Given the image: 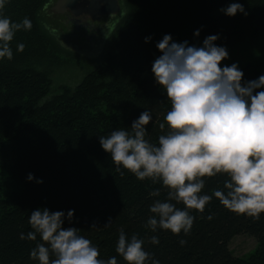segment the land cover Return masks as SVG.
Masks as SVG:
<instances>
[{
	"label": "trees",
	"instance_id": "16d2710c",
	"mask_svg": "<svg viewBox=\"0 0 264 264\" xmlns=\"http://www.w3.org/2000/svg\"><path fill=\"white\" fill-rule=\"evenodd\" d=\"M51 1L7 0L4 8L17 22L27 16L32 27L15 33L12 59L0 60V264H36L28 254L39 236L33 241L20 239L19 233L32 230L28 214L40 206L74 209L72 221L65 220L64 226L77 227L101 258L117 256L118 264H126L115 252L121 228L142 238L143 247L160 264H264V213L256 220L237 215L215 197L203 212L190 210L194 220L188 234L146 228L152 215L148 206L157 198L149 192L160 188L163 199L167 190L159 181L138 180L123 168L117 171L98 140L115 128L128 127L145 108L154 116L147 125L148 138L155 142L161 134L158 124L170 101L150 69L160 54L155 42L164 33L197 45L216 33L217 45L254 42L264 35V0H239L247 15L234 16L218 11L231 0H123L121 17L89 59L92 67L75 85L61 84L58 91H52L53 73L63 65L66 48L61 33L44 27L41 12ZM196 28L198 36L193 35ZM147 35L152 38L145 43ZM18 42L24 44L20 52ZM238 67L242 81L254 79L264 73V57ZM29 172L32 180L26 179ZM224 179L208 178L202 191L211 194L223 187ZM240 233L258 242L247 257L229 247ZM152 235L158 244L150 242ZM180 238L186 241L183 245Z\"/></svg>",
	"mask_w": 264,
	"mask_h": 264
},
{
	"label": "clouds",
	"instance_id": "9594fccd",
	"mask_svg": "<svg viewBox=\"0 0 264 264\" xmlns=\"http://www.w3.org/2000/svg\"><path fill=\"white\" fill-rule=\"evenodd\" d=\"M6 3L0 0V60L12 59L15 33L32 27L27 16L17 22L6 15ZM218 11L227 16L247 15L239 0H231ZM44 27L56 31L47 24ZM199 33L200 28L193 30L194 36ZM218 37V33L208 34L197 45L188 40L177 42L164 33L155 42L160 54L151 62L150 71L170 101L155 142L148 138L147 125L154 121L149 108L128 127L98 136L117 171L123 168L138 180L159 181L167 190L163 199L159 198L160 188L149 192L157 197L148 206L152 215L145 223L153 233L160 229L188 234L194 220L190 210L203 212L213 197L237 215L256 220L264 213V73L242 81L238 62L221 64L229 53L225 45L214 43ZM151 38L143 39L147 43ZM23 49L24 44L18 42L16 51ZM217 175L226 177L223 187L212 189L211 194L202 191L205 181ZM33 178L31 172L26 176ZM35 179L42 183V178ZM74 211H50L46 206L31 210L28 224L32 230L19 233L20 239L33 241L39 236L29 258L36 264H118L117 256L101 258L96 245L77 227L64 226L65 220L72 221ZM110 222L111 217L105 225ZM149 240L159 243L156 235ZM185 242L179 239L181 245ZM143 245L136 233L118 230L115 252L126 264H160Z\"/></svg>",
	"mask_w": 264,
	"mask_h": 264
},
{
	"label": "rangeland",
	"instance_id": "374dc122",
	"mask_svg": "<svg viewBox=\"0 0 264 264\" xmlns=\"http://www.w3.org/2000/svg\"><path fill=\"white\" fill-rule=\"evenodd\" d=\"M52 2L43 8L41 16L47 25L56 29L65 38L64 47L66 50L63 52L65 61L63 65L57 67L53 73L52 91H58L61 84L73 86L83 77L92 67V63L89 59L92 58L94 54L88 49L73 48V46L71 47L68 44L71 39L70 25L64 22V15L54 12L51 9ZM122 2L123 0H110L112 9L110 11L119 16L117 20L121 17ZM226 48L229 56L227 59L222 60L221 64L226 65L236 61L238 62V66H241L247 62H254L264 57V35L254 42H241ZM257 244L258 242L254 236L240 233L232 237L229 247L233 254L247 257L255 250Z\"/></svg>",
	"mask_w": 264,
	"mask_h": 264
},
{
	"label": "flooded vegetation",
	"instance_id": "af4514ba",
	"mask_svg": "<svg viewBox=\"0 0 264 264\" xmlns=\"http://www.w3.org/2000/svg\"><path fill=\"white\" fill-rule=\"evenodd\" d=\"M52 1L51 9L58 0ZM110 8V0H106V8L100 13L80 7H68L63 13L59 12L64 15V22L70 25L69 43L79 49H88L92 53L99 51L118 17Z\"/></svg>",
	"mask_w": 264,
	"mask_h": 264
},
{
	"label": "water",
	"instance_id": "95a60500",
	"mask_svg": "<svg viewBox=\"0 0 264 264\" xmlns=\"http://www.w3.org/2000/svg\"><path fill=\"white\" fill-rule=\"evenodd\" d=\"M90 9L94 12H102L106 8V0H58L57 4L52 7L54 12L63 13L67 8ZM110 10H112L110 8Z\"/></svg>",
	"mask_w": 264,
	"mask_h": 264
}]
</instances>
